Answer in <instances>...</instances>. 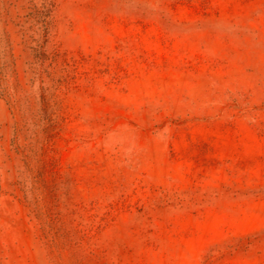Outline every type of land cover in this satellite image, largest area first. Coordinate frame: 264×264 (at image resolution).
Returning a JSON list of instances; mask_svg holds the SVG:
<instances>
[{"label":"rangeland","instance_id":"374dc122","mask_svg":"<svg viewBox=\"0 0 264 264\" xmlns=\"http://www.w3.org/2000/svg\"><path fill=\"white\" fill-rule=\"evenodd\" d=\"M0 264H264V0H0Z\"/></svg>","mask_w":264,"mask_h":264}]
</instances>
